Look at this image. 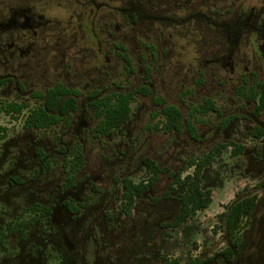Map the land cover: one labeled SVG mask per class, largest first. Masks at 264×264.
Masks as SVG:
<instances>
[{
	"label": "flooded vegetation",
	"instance_id": "1",
	"mask_svg": "<svg viewBox=\"0 0 264 264\" xmlns=\"http://www.w3.org/2000/svg\"><path fill=\"white\" fill-rule=\"evenodd\" d=\"M15 17L21 18L19 23ZM12 22V28L27 30L34 37L27 33L16 35L15 40L21 43L17 45L12 40V32H0V55H3L0 64L6 68L13 64L14 58L23 59L33 50L35 37L44 26L42 16L30 13V9L17 10ZM5 25L10 30V25L0 20V30H4ZM236 26L242 28L241 31L244 29L239 24ZM3 35L7 38L2 39ZM37 67L34 64L23 75L19 64V75L6 72L0 76V82L7 89L13 84L19 96H31V108L42 103L36 96L46 95L55 85L63 84L76 94L78 110L57 127L60 128L57 138L52 135L38 137L35 133L41 131L23 128L22 137L9 142H4L5 139L0 144V229L7 228L10 222L18 219L27 221L34 218L25 234L8 233L6 245L0 243V264H180L173 254L181 240H191L200 231L205 233L201 229L199 231L196 221L199 212L190 216L183 225L176 226L182 219L183 197L187 189L186 185L176 183L180 174L181 179L193 174L194 167L182 170L186 162L196 155L194 149H188L189 145L203 143L204 135L200 133L199 126L197 141L187 134L159 131L172 137H185L177 153H173L178 151L175 138L168 139L157 153L145 148L148 138H133L128 130L133 113L120 131L96 137L92 131L98 120L92 104L97 97L110 92L106 93L94 81L92 85L90 82L73 84L67 75L58 76L55 84L45 79L44 88H39L34 82L28 83L33 79L30 74L36 72ZM253 76L254 73L237 76L240 83L235 88L236 96L239 97L241 85L251 83ZM20 78H26V82ZM236 109L241 108L237 106ZM263 113L264 110L258 115L254 112L237 113L231 120H221L207 141H217L215 146L226 143L232 134H241L239 128L244 127L247 121L254 125L250 135H254L257 128L264 131ZM152 127L156 130L154 123ZM44 131L50 133L52 129ZM84 132H88L90 143L98 148L93 160L89 159L88 143L81 136ZM253 140L259 141L254 137ZM212 147L198 152L204 154ZM243 154H250L247 168L243 171L263 175L264 147H255ZM150 159L160 167L159 176L151 187L148 185L152 174L147 167ZM236 167L240 168V165ZM209 173L211 171L204 174L203 186L211 192L206 184L215 186L216 183L209 180ZM129 183L140 186V194L132 205L123 199L125 184ZM11 211L10 219L6 221L5 215ZM26 216L29 218L24 220ZM224 238L227 246L223 249L215 247L200 264H264V191L249 227L242 233L240 245L236 247L225 233ZM196 259L199 258H194L189 264Z\"/></svg>",
	"mask_w": 264,
	"mask_h": 264
},
{
	"label": "rangeland",
	"instance_id": "2",
	"mask_svg": "<svg viewBox=\"0 0 264 264\" xmlns=\"http://www.w3.org/2000/svg\"><path fill=\"white\" fill-rule=\"evenodd\" d=\"M22 9L42 16L44 26L28 55L23 59L14 58L9 68L0 64V76L6 72L19 75V71L24 75L35 64L38 67L30 74L33 79L28 83L34 82L39 88H44L45 79L55 84L58 76L65 75L73 84L94 81L106 93L150 88L151 84L153 95H136L132 104L133 119L128 127L133 138H148L145 148L150 152H160L168 139L175 138L178 151L173 153H177L185 138L153 129L151 115L158 109L156 97L178 106L184 114L190 104L202 103L206 97L222 109V119L210 114L203 125H198L204 139L203 143L189 145L188 149L196 153L194 157L203 154L198 151L215 146L217 141L207 140L221 120H231L237 113L254 112L255 104L249 101L247 105V100L239 99L234 92L240 83L237 76L245 73H254L252 85L256 82L264 85V0H0V20L10 25V30L5 25L0 32H12L13 41L16 35L26 33L34 37L27 30L12 28L14 13ZM15 18L19 23L21 18ZM237 24L244 29L241 31ZM121 47L129 53L131 65L121 57ZM28 61L31 63L24 67ZM131 70L134 74L129 73ZM20 80L24 82L26 78ZM19 100L33 104L31 96L17 95L13 84L9 89L0 86V105ZM237 106L241 109H236ZM23 121L24 117L17 120L0 113V126L8 130L4 142L23 136ZM253 126L247 121L239 128L241 134H232L230 141L243 145L248 152L255 147L263 148L264 139L251 138ZM59 131L60 128H54L50 133L35 134L57 138ZM88 135V132L81 134L88 143V157L93 160L98 148L90 143ZM231 152L232 147L224 151L208 175L216 183L215 186L206 184L211 189L213 202L197 214L196 220L199 231L205 233L200 231L191 240H181L173 254L181 264H189L194 258H208L215 247L225 248L227 239L219 227L220 217L246 195L262 197L264 190L258 189V184L264 174H246L243 170L247 168L250 154L235 158ZM11 214L12 211L5 215L6 221Z\"/></svg>",
	"mask_w": 264,
	"mask_h": 264
},
{
	"label": "trees",
	"instance_id": "3",
	"mask_svg": "<svg viewBox=\"0 0 264 264\" xmlns=\"http://www.w3.org/2000/svg\"><path fill=\"white\" fill-rule=\"evenodd\" d=\"M121 57L127 63L132 64V59L124 47H121ZM134 74V70L129 71ZM147 76L150 77L147 72ZM0 82V86H1ZM142 96L152 95V90L148 87H139L129 92L115 91L104 96L96 98L92 104L96 109L97 125L93 129V135L96 137H105L120 131V129L131 119L133 113L132 104L136 99V95ZM241 99L253 102L255 104L254 113L260 114L264 110V85L257 82L254 85L245 82L238 91ZM42 103L31 108L28 103L23 101H15L9 104H1L0 112L6 116H11L19 120L24 117L23 128L27 131H44L57 128L66 118H69L78 110L77 96L73 90L67 88L63 84H57L50 89L46 95L36 96ZM155 105L158 109L152 113L151 121L157 131L162 130L166 133H176L177 135L187 134L197 141L199 136L198 125L205 123V119L210 114H216V117H222V112L210 98L203 99L202 103L190 104L188 112L184 114L181 109L173 104H168L162 97L154 98ZM255 135V136H254ZM251 135V138L257 140L264 138V131L257 128ZM8 130L5 126H0V144L7 138ZM232 147L231 155L239 158L245 152V147L234 141L219 143L212 147L208 152L189 159L186 162L182 172L194 167L192 175L181 179V174L177 180L178 185H186L184 192L182 219L176 226L183 225L190 216L196 215L198 212L206 210L213 202V196L210 191L204 189V174L212 171L214 164L219 160L224 151ZM196 156V155H195ZM79 166V165H78ZM147 167L152 174L149 187L153 186L157 180L160 167L153 160H147ZM259 188H264V179L258 184ZM124 200L129 201L128 205L135 202V197L140 193V186H134L132 183L125 184ZM258 194H253L241 199L231 206L228 213L222 215L221 229L228 235L231 242L237 247L242 241V233L249 227L251 218L253 217L257 203ZM229 208V207H228ZM34 210V209H33ZM32 210V211H33ZM35 211V210H34ZM226 217V219H225ZM34 218L31 217L27 221L18 219L10 222L7 228L0 229V243L5 246L8 233L25 234L32 225ZM219 229V228H218ZM201 259H196L192 264H200ZM181 264V262H180Z\"/></svg>",
	"mask_w": 264,
	"mask_h": 264
},
{
	"label": "water",
	"instance_id": "4",
	"mask_svg": "<svg viewBox=\"0 0 264 264\" xmlns=\"http://www.w3.org/2000/svg\"><path fill=\"white\" fill-rule=\"evenodd\" d=\"M250 195H252V194L246 195V196H244L243 198L248 197V196H250ZM243 198H242V199H243ZM239 201H240V200H239ZM225 219H226V217H225Z\"/></svg>",
	"mask_w": 264,
	"mask_h": 264
},
{
	"label": "crops",
	"instance_id": "5",
	"mask_svg": "<svg viewBox=\"0 0 264 264\" xmlns=\"http://www.w3.org/2000/svg\"><path fill=\"white\" fill-rule=\"evenodd\" d=\"M27 218H29L28 216H26V218H24V220H26Z\"/></svg>",
	"mask_w": 264,
	"mask_h": 264
}]
</instances>
